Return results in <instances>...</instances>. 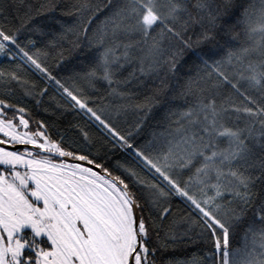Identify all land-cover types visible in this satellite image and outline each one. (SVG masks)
<instances>
[{
    "label": "snow or ice",
    "instance_id": "obj_1",
    "mask_svg": "<svg viewBox=\"0 0 264 264\" xmlns=\"http://www.w3.org/2000/svg\"><path fill=\"white\" fill-rule=\"evenodd\" d=\"M0 58V264H264V0H0Z\"/></svg>",
    "mask_w": 264,
    "mask_h": 264
},
{
    "label": "trees",
    "instance_id": "obj_2",
    "mask_svg": "<svg viewBox=\"0 0 264 264\" xmlns=\"http://www.w3.org/2000/svg\"><path fill=\"white\" fill-rule=\"evenodd\" d=\"M66 20L70 21V18H65ZM3 58H0V61H2ZM72 117L69 116L68 119H71ZM198 249L194 246H189L186 249H182L178 252V256L180 259H191L193 257V254H197Z\"/></svg>",
    "mask_w": 264,
    "mask_h": 264
}]
</instances>
